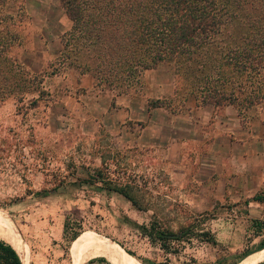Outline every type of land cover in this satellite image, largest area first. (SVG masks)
Masks as SVG:
<instances>
[{"label":"rangeland","instance_id":"374dc122","mask_svg":"<svg viewBox=\"0 0 264 264\" xmlns=\"http://www.w3.org/2000/svg\"><path fill=\"white\" fill-rule=\"evenodd\" d=\"M0 13L8 15L0 16V43L7 44V51L0 54V88L15 83L10 92L6 88L0 92V227L14 233L23 245L20 228L66 221L57 246L64 264H71L68 246L75 231L81 233L71 247L76 258H80L82 241L94 236L95 245L87 250L101 247L132 263L126 251L140 262L240 264L251 255L244 264H264V247L257 248L264 239V199H252L257 193L264 196V187L236 193L233 186L227 195L209 200L205 191L196 192L191 178L172 171L161 146L145 148L143 139L133 145L128 137L119 136V112L102 113L103 100H110L119 88L112 89L99 76H92L96 49H87L69 35L71 21L58 0H5ZM166 67L175 88L186 85ZM82 72L89 73L95 83L87 93L71 83ZM144 72L123 94L135 112L143 111ZM8 77L13 79L5 82ZM118 83L122 88L123 83ZM262 84L264 66L259 86L251 91L264 95ZM67 92L79 104L73 98L69 105L60 102ZM96 95L102 100L95 107V119H89ZM139 114L126 122L133 133L143 128V122L135 120ZM94 167L107 170L112 182L128 183L136 203L96 187L99 181L87 175ZM42 188L53 191L35 193ZM163 230L181 235L166 239L160 235ZM5 241L14 247L8 238ZM97 257L82 264H116Z\"/></svg>","mask_w":264,"mask_h":264},{"label":"trees","instance_id":"16d2710c","mask_svg":"<svg viewBox=\"0 0 264 264\" xmlns=\"http://www.w3.org/2000/svg\"><path fill=\"white\" fill-rule=\"evenodd\" d=\"M4 1L0 0V6ZM58 1L71 21L69 35H75L87 49H96L97 62L90 69L92 76H99L112 89L119 88L116 94H126L141 71L164 63L182 77L189 90L199 92L197 97L214 105L226 103L246 108L264 98L259 91H251L253 86H259L264 66V0ZM0 16L4 19L8 15L0 13ZM1 43L0 54L7 51V44ZM62 44L67 46L64 41ZM211 70L213 74L208 73ZM12 79L8 77L5 82ZM118 82L123 83L122 88ZM14 85V81L5 83L6 93ZM4 88H0L1 93ZM105 171L94 167L87 175L99 181L96 187L121 193L135 204L131 186L112 182ZM52 191L53 188H42L35 193L47 195ZM252 199L264 196L257 193ZM65 228L66 221L63 232ZM0 230L14 242L11 233L2 227ZM160 235L170 239L181 234L163 230ZM78 245L75 243V249ZM263 247L264 239L257 248ZM125 253L135 264H163L147 259L140 262L131 253ZM98 258L106 261L102 256ZM91 259L95 257L88 261ZM0 264H22L15 248L2 238Z\"/></svg>","mask_w":264,"mask_h":264},{"label":"crops","instance_id":"0c3cea01","mask_svg":"<svg viewBox=\"0 0 264 264\" xmlns=\"http://www.w3.org/2000/svg\"><path fill=\"white\" fill-rule=\"evenodd\" d=\"M71 83L73 88L86 93L95 87L87 72L75 76ZM70 94L63 95L60 102L69 105L73 98ZM94 98L89 119H95V107L102 100L100 95ZM103 102L106 105L102 113L119 112L117 123L122 127L119 136L128 137L133 145L143 139L145 148L161 146L162 157L171 165L172 171L191 178L197 185L196 192L205 191V198L212 200L227 195L233 186H236V193L254 192L264 187V98L246 108L226 103L214 105L201 100L183 83L175 88L168 68L159 63L143 73V111L135 112L130 98L123 94H113L110 100ZM257 104L260 106L256 110L244 112ZM136 113H140V117L135 120L142 121L143 128L133 133L126 122L134 120ZM20 229L28 243L19 229L23 245L14 233L12 243L22 264H64L57 247L62 239L63 223L43 228L34 224ZM80 234L68 246L71 264H76L77 259L71 247ZM92 238L94 236L82 241L80 252L94 244Z\"/></svg>","mask_w":264,"mask_h":264},{"label":"bare ground","instance_id":"6f19581e","mask_svg":"<svg viewBox=\"0 0 264 264\" xmlns=\"http://www.w3.org/2000/svg\"><path fill=\"white\" fill-rule=\"evenodd\" d=\"M0 238H2L4 240H7L8 237H6V235L2 231H0ZM79 252H80V250H79ZM97 255L104 256V257L112 260L113 262L115 261L116 264H131L127 260H125V259L119 257L118 255H116L115 253L103 250V248H101V247L97 248V246L96 247H92V249H90V250H84V251L80 252V258H77L75 263L76 264H82V262H84L85 260H87V259H89L91 257H96ZM250 256L251 255L246 257L240 264H244L250 258Z\"/></svg>","mask_w":264,"mask_h":264}]
</instances>
